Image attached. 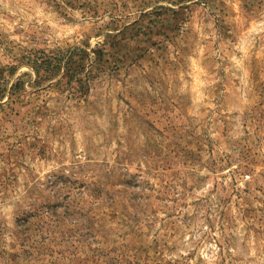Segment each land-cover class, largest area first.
Returning a JSON list of instances; mask_svg holds the SVG:
<instances>
[{
  "label": "rangeland",
  "instance_id": "rangeland-1",
  "mask_svg": "<svg viewBox=\"0 0 264 264\" xmlns=\"http://www.w3.org/2000/svg\"><path fill=\"white\" fill-rule=\"evenodd\" d=\"M0 264H264V0H0Z\"/></svg>",
  "mask_w": 264,
  "mask_h": 264
}]
</instances>
